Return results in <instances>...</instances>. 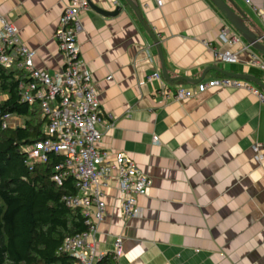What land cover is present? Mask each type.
Instances as JSON below:
<instances>
[{
  "label": "crops",
  "instance_id": "0c3cea01",
  "mask_svg": "<svg viewBox=\"0 0 264 264\" xmlns=\"http://www.w3.org/2000/svg\"><path fill=\"white\" fill-rule=\"evenodd\" d=\"M91 1L107 11L121 7L110 16L90 8L80 13L79 58L102 114L113 115L109 129L98 126V145L110 155L129 156L151 180L146 194L137 197L141 215L127 219L116 183L104 189L98 250L109 253L120 237L122 254L115 264H264V169L251 149L264 140V104L242 88L197 89L227 77L221 70L264 83V70L250 65L252 56L262 62L264 56L241 37L231 48L220 41L219 29L227 22L209 0H162L160 6L135 0L160 43L168 76L203 75L199 83L162 77L170 88L197 89L183 100L166 98L156 81L145 80L154 70L161 74L160 62L133 11L124 0ZM223 1L264 36V0ZM66 4L0 0V13L34 51V66L50 74L63 62L54 33ZM224 49L236 53L237 62L216 61L214 52ZM21 122L12 116L9 126Z\"/></svg>",
  "mask_w": 264,
  "mask_h": 264
},
{
  "label": "built area",
  "instance_id": "2783aa9c",
  "mask_svg": "<svg viewBox=\"0 0 264 264\" xmlns=\"http://www.w3.org/2000/svg\"><path fill=\"white\" fill-rule=\"evenodd\" d=\"M155 2L158 6L162 5V0ZM88 8L87 0H67L54 33L63 62L60 70L52 74L34 66V51L23 45L16 27L0 13V66L15 68L26 74V80L18 83L20 101L28 105L37 104L45 119L43 132L46 137L27 148L29 158L44 162L49 153L62 156L52 179L60 185L64 177H72L76 192L63 196V200L71 208H80L86 217V230L65 238L59 247V251L73 257L76 264H96L106 254L116 261L122 254L120 237L114 240L109 253L100 252L97 248L95 233L104 216V189L112 182L116 183L121 194V214L127 219L141 215L137 197L145 195L151 184L149 177L137 168L129 156L122 152L110 155L98 145L101 137L98 126L109 129L113 115L102 114L91 75L79 58L77 37L82 30L80 13ZM229 28L227 24L221 25L218 37L231 48L239 42L240 36ZM214 58L224 63L237 62L236 53L230 49L215 51ZM250 65L264 70V62L255 56L251 57ZM145 80L149 83L156 81L159 91L166 98L178 101L193 96L197 89L219 86L248 90L264 104V92L251 82L238 78L213 79L198 84L195 91L182 86H166L157 70L147 74ZM11 118L10 114L0 110V127H8ZM152 140L157 142V136H153ZM251 149L254 159L264 169V140L254 142Z\"/></svg>",
  "mask_w": 264,
  "mask_h": 264
},
{
  "label": "trees",
  "instance_id": "16d2710c",
  "mask_svg": "<svg viewBox=\"0 0 264 264\" xmlns=\"http://www.w3.org/2000/svg\"><path fill=\"white\" fill-rule=\"evenodd\" d=\"M26 74L0 66V110L21 119V125L0 127V264H76L59 251L65 238L84 232L80 208L63 196L76 192L72 177L57 185L52 176L62 156L30 160L27 148L43 141L45 119L37 104L20 101L18 83ZM96 264H115L106 254Z\"/></svg>",
  "mask_w": 264,
  "mask_h": 264
},
{
  "label": "water",
  "instance_id": "95a60500",
  "mask_svg": "<svg viewBox=\"0 0 264 264\" xmlns=\"http://www.w3.org/2000/svg\"><path fill=\"white\" fill-rule=\"evenodd\" d=\"M209 1L219 11V13L222 15V17L227 22V24L240 35V37L247 43V45L251 47L253 50H255L257 53H259L260 55L264 56V36L259 34L253 28L250 29V27L246 25V20L244 16L241 14V12H239V10L237 9L234 10L230 8L223 0H209ZM87 2L91 10L105 16L115 15L120 11L121 8L119 5H117L113 10L107 11L95 5L91 0H87ZM124 3L133 11L138 23L151 39L152 44L156 49L159 58L162 77L166 81L183 80L189 83H199L202 80L203 75H201L199 79H195V80L189 79L185 76H179L175 78H171L168 76L167 70L165 68V63H164L160 43L156 35L148 28V26L143 21L140 13V9L136 1L124 0ZM221 73L230 78H238V79L250 81L253 84H255L262 92H264V83H262L259 79H257L252 75L235 74L223 70H221Z\"/></svg>",
  "mask_w": 264,
  "mask_h": 264
}]
</instances>
